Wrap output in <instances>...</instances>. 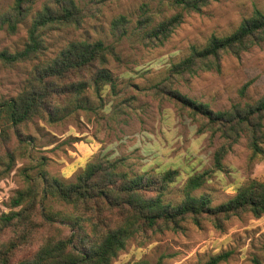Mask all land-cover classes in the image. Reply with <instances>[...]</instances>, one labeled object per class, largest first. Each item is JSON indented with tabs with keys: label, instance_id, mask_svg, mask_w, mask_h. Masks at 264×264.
<instances>
[{
	"label": "rangeland",
	"instance_id": "1",
	"mask_svg": "<svg viewBox=\"0 0 264 264\" xmlns=\"http://www.w3.org/2000/svg\"><path fill=\"white\" fill-rule=\"evenodd\" d=\"M44 0H38L30 15L19 24L15 33L0 27V51L20 50L28 37V27ZM85 17L79 26L50 30L47 35L48 54L54 55L70 40H103L114 43L116 55H109L105 65L113 82L101 85L99 91L91 84L86 91L85 107L71 106L69 115L50 122L35 117L27 124L10 131V140H0V160L7 150L13 152L15 163L0 176V248L10 241H19L24 233L29 238L15 249L13 262L34 256L50 237L72 232L68 222L45 223L43 205L54 211L75 214L72 204L42 198L33 209L34 225H7L4 213L19 210L12 207L17 190L39 180L38 166L45 161L50 176L73 182L89 162L98 159H121V168L133 173H160L177 170V176L165 199L180 203L185 198L187 180L211 169L215 152L227 145L217 132L209 130L205 120L193 116L169 94L180 92L213 111L231 108L234 104L254 103L264 95V40L239 55L223 53L220 69L200 66L184 75L171 73L172 65L190 53L192 45L203 47L212 35L225 36L249 18L255 8L264 12V0H213L200 12L185 13L183 21L163 42L145 41L142 33L131 31L143 3L157 6V0H77ZM15 0H0V14L7 12ZM176 10H165L159 19ZM125 14L131 20L127 35L112 32L111 23ZM36 61L7 64L0 60V99L16 97L28 84ZM92 72L74 77L89 80ZM245 87V89H244ZM243 90V91H242ZM64 104L65 99H60ZM17 130V131H16ZM264 131V126H263ZM264 147V141L261 143ZM2 169L0 161V170ZM31 179V180H30ZM264 182V156H253L247 134L227 151L223 168L215 170L206 182L192 192L207 194L217 206L233 197L245 180ZM32 182V183H31ZM41 183L36 189L40 191ZM22 241V240H21ZM264 214L243 212L216 228L209 218L196 224L192 218L181 222L180 229H165L132 238L112 264H132L140 259L161 264H201L212 255L230 250L231 256L220 264H253L264 260Z\"/></svg>",
	"mask_w": 264,
	"mask_h": 264
},
{
	"label": "trees",
	"instance_id": "2",
	"mask_svg": "<svg viewBox=\"0 0 264 264\" xmlns=\"http://www.w3.org/2000/svg\"><path fill=\"white\" fill-rule=\"evenodd\" d=\"M37 1L15 0L7 12L0 14V27L15 33L19 24L33 11ZM211 1L157 0L155 7L143 3L131 31L142 33L145 41L163 43L183 21L185 13L200 12ZM167 9L176 12L159 19ZM84 17V8L77 0H44L28 27L24 47L15 51H0V60L7 64L36 61L27 86L14 98L0 99L1 141H9L11 130L27 124L35 117L52 122L69 115L68 111L73 105L75 108H84L85 94L91 84L99 91L101 85L113 82L105 65L109 55L117 54L114 43L108 44L101 39L70 40L54 55L48 54V32L79 26ZM130 24L129 17L121 14L112 21V32L120 39L128 34ZM263 40L264 12L255 8L252 15L244 19L232 33L212 35L203 47L192 45L190 53L173 64L170 71L174 75H184L198 66L220 69L223 53L239 55ZM87 70L92 72L89 80H74L75 76L83 75ZM169 96L193 116L203 118L207 128L213 134L219 132L227 144L215 152L211 169L194 174L187 180L186 196L182 202L176 204L165 199L168 186L177 176V170L174 169L132 174L121 168L124 164L121 159L101 158L89 162L75 181L64 182L50 176L44 168L45 161L40 160L34 165L40 168L39 180L32 179L31 185L17 190L11 199L12 207L22 208L4 213L1 220L5 226L34 225L33 209L41 192L42 198L53 196L56 200L72 204L75 214L54 211L45 204L42 213L45 218L40 225L68 222L72 232L48 238L34 256L13 262L15 249L29 238V232L24 233L22 241L13 240L0 248V264H112L132 238H138L148 230H178L186 218H192L196 224L209 218L216 228L221 229L225 220L243 212H251L255 216L264 214V182L255 179L245 180L233 197L217 206L211 204L207 194H192L212 172L223 168L225 154L243 134L248 136L253 156H264V147L261 145L264 141V95L254 103H237L229 109L216 112L180 92L174 91ZM60 99H65V103L62 104ZM0 161V176H3L15 163L13 152L7 150ZM39 182L40 191L36 189ZM230 256V250L222 251L201 264H220ZM132 264H161V260L151 263L147 259H140ZM253 264H264V260L256 257Z\"/></svg>",
	"mask_w": 264,
	"mask_h": 264
}]
</instances>
